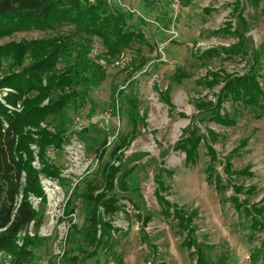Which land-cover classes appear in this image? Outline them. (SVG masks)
Returning <instances> with one entry per match:
<instances>
[{
  "label": "rangeland",
  "instance_id": "obj_1",
  "mask_svg": "<svg viewBox=\"0 0 264 264\" xmlns=\"http://www.w3.org/2000/svg\"><path fill=\"white\" fill-rule=\"evenodd\" d=\"M107 8L124 13L128 25L144 35L143 43H134L115 59L105 54L99 39L71 25L0 37V49L7 47L8 53L2 58L0 51V78L31 63L25 52L23 63L14 64L17 45L58 38L70 39L72 55L59 61L57 70L79 58L87 59L98 69L97 76L102 75L98 84L77 88L84 99L64 111L65 122L48 117L50 126L39 125L51 133L58 128L64 133L62 147L45 152L60 178L40 176L46 196L36 233L40 241L22 264H196L197 247L208 264H264V228L252 231L250 217L231 202L236 197L248 208L264 205V107L250 109L224 100L221 114L235 121L229 127L213 122L208 109L196 107L216 102L224 76L242 75L252 67L264 91V0L256 4L180 0L176 10L172 0H111ZM127 8L136 13L125 12ZM239 13L247 23L245 30ZM224 28L243 30L242 52L202 58L210 48L232 47L241 41ZM172 29L177 33L174 38L168 34ZM212 73L219 77L211 87L206 83ZM83 77L90 78L89 72ZM7 95L16 92L1 87L0 104L19 114L23 105L7 104ZM32 96L31 92L26 97ZM192 130L202 138L193 165L174 149ZM207 143L215 150V161L207 153ZM116 147L120 149L113 155ZM30 148L32 166L39 169V147ZM106 164L117 167L116 177L106 179ZM109 180L114 182L113 190L102 192ZM233 186L239 188L238 194ZM89 192L106 193L105 200L114 197L120 209L106 215L97 208L102 222L112 229L99 228L94 238L88 235L92 206L83 198ZM158 196L169 203L168 208ZM30 201L39 210L40 201ZM175 212L190 218L186 228ZM26 232L34 236L32 224ZM186 241H193L195 249H188ZM0 264L15 263L0 253Z\"/></svg>",
  "mask_w": 264,
  "mask_h": 264
},
{
  "label": "trees",
  "instance_id": "obj_2",
  "mask_svg": "<svg viewBox=\"0 0 264 264\" xmlns=\"http://www.w3.org/2000/svg\"><path fill=\"white\" fill-rule=\"evenodd\" d=\"M255 4L258 0H250ZM264 14V9L262 10ZM242 29L247 28V23L237 15ZM128 17L120 11H112L107 8L106 0H0V37L8 36L25 29L49 30L59 25H71L79 33L99 39L105 49V54L111 59L119 57L124 51L130 49L134 43H143L144 35L140 30L128 25ZM230 30V31H229ZM243 30L224 28L223 32L236 35L237 45L220 49L210 48L202 52V58L218 56L220 53L225 57L242 52ZM230 32V33H228ZM240 42V43H239ZM242 43V44H241ZM71 41L68 38H58L46 41L32 42L30 44L17 45V54L13 56L14 64L21 65L24 61V53L28 52L31 63L17 74H10L0 78V88L8 87L16 92V95H7V104L14 107L21 102L23 109L19 114L9 112L0 104V253L9 255L15 264H22L32 256V249L39 243L37 231L42 225L46 196L40 185V176L51 179H59L56 167L51 165L45 158V152L49 148L59 150L63 143V131L58 128L55 133L40 128V123L50 126L48 117L60 118L65 122L64 111L71 104L84 99V95L77 89L82 84L96 83L102 75L97 76L94 65L87 59L75 58L74 64L64 65L57 70L59 61L70 58L72 55ZM234 49V50H233ZM2 58L7 57V47L1 48ZM89 72V77H83ZM183 74V73H182ZM184 76H186L184 74ZM184 76L182 78H184ZM208 86L216 83L219 73L211 74ZM98 82L96 84H98ZM32 97H26L29 93ZM230 99L240 102L250 109L264 107V91L258 82V75L252 67L242 75H228L223 78V86L216 96V102L199 104V110L208 109L213 122L220 126H233L235 121L221 114L223 101ZM47 103L43 105V102ZM57 129V127H56ZM190 132V131H188ZM190 132L174 147L176 151L185 154L187 164H195L197 149L202 138ZM212 132L209 131V135ZM105 144V143H103ZM99 151V158L104 151V145ZM31 145L39 147L38 159L41 168L32 166L34 160ZM120 149L116 147L113 155ZM207 153L211 161L216 160V153L212 146L206 144ZM108 169L104 172L107 178L116 177L117 167L105 165ZM230 163H225V171L229 173ZM220 177H216L218 184ZM161 188L162 184L158 183ZM114 182H105L103 191L113 190ZM127 189L126 185H122ZM217 188V186L215 185ZM234 192L238 187H232ZM90 191H95L90 189ZM98 193L93 196L86 193L83 198L88 206H92L89 218L88 235L96 236L99 228L110 230L108 223H103L98 212V207L104 209L106 215H114L118 212V200L114 197L105 200L106 193ZM237 192H235L236 194ZM238 194V193H237ZM31 198L40 201L39 210H35L30 201ZM161 203L169 207V203L158 196ZM236 210H242L245 216L250 217V228L256 231L264 228V205L250 208L241 205L236 197H231ZM176 209V208H175ZM164 213H167L165 210ZM175 212L179 224L186 228L191 222L190 218H184ZM33 225L34 236L26 232L29 225ZM24 233V235H21ZM188 249L196 247L192 241H186ZM196 264H208L202 251L197 247L195 250Z\"/></svg>",
  "mask_w": 264,
  "mask_h": 264
},
{
  "label": "built area",
  "instance_id": "obj_3",
  "mask_svg": "<svg viewBox=\"0 0 264 264\" xmlns=\"http://www.w3.org/2000/svg\"><path fill=\"white\" fill-rule=\"evenodd\" d=\"M110 1H111V0H106V3H107L108 5H110ZM179 2H180V0H172V7H173V9H175V10L177 9V7H178V5H179ZM125 12H128V13H130V14H134V13H136V11H135L134 9H130V8H127ZM153 24L156 25V26H159V24H158L157 22H154ZM168 34H169V36H171V38H174V37L177 36V33H176L173 29L170 30V31L168 32Z\"/></svg>",
  "mask_w": 264,
  "mask_h": 264
},
{
  "label": "crops",
  "instance_id": "obj_4",
  "mask_svg": "<svg viewBox=\"0 0 264 264\" xmlns=\"http://www.w3.org/2000/svg\"><path fill=\"white\" fill-rule=\"evenodd\" d=\"M122 54H123V53H122ZM122 54H121V55H122Z\"/></svg>",
  "mask_w": 264,
  "mask_h": 264
}]
</instances>
